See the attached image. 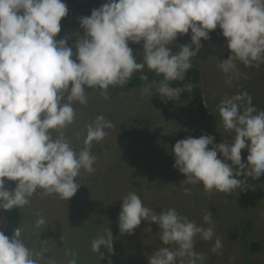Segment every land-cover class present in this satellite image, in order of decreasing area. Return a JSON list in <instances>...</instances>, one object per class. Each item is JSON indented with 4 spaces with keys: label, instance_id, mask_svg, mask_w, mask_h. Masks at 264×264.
Returning a JSON list of instances; mask_svg holds the SVG:
<instances>
[{
    "label": "clouds",
    "instance_id": "obj_1",
    "mask_svg": "<svg viewBox=\"0 0 264 264\" xmlns=\"http://www.w3.org/2000/svg\"><path fill=\"white\" fill-rule=\"evenodd\" d=\"M67 15L63 0H0V209L5 211L30 205L38 189L44 196L55 194L68 201L81 185L76 182L81 170L95 171L91 145L103 140L105 129L114 125L97 116L86 126L79 152L64 134L76 119L73 103H87L86 89H99L108 99L110 88L123 87L147 67L163 76L155 93L179 100L189 86L174 88L170 82L183 81L192 58L202 49L201 40H209L217 27L230 51L219 64L229 76L225 83H231L237 61L257 67L264 62V0H106L90 16L78 18L84 35H78L72 46L68 36L56 39ZM189 32L191 42L179 45L174 53L177 37ZM130 42H142V62L133 55ZM142 94L151 97V85ZM218 110L223 128L235 134L231 142L214 144L215 138L207 134L178 140L171 149L173 167L186 177L182 185L202 183L206 192L231 194L241 185V175H264V110L252 106L247 92L224 98ZM53 131L58 133L55 138ZM243 149L248 152L247 163L242 162ZM6 180L16 182L15 188L7 187ZM190 191L184 188L186 195ZM121 201L122 235L132 234L142 221L159 228L164 246L148 257V264H177L178 260L204 264L205 254L197 253L194 245L197 236L212 240L211 212L203 220L213 226L204 228L174 208L157 214L135 192ZM37 216L39 229L46 220ZM47 245L48 241L40 240L38 251L30 249L20 227L11 235L0 231V264H40ZM102 246L112 253L110 229L91 242L100 259ZM221 248L217 238L211 251ZM66 255L72 257L67 264H78L77 254L69 250ZM48 264L56 262L50 259Z\"/></svg>",
    "mask_w": 264,
    "mask_h": 264
},
{
    "label": "rangeland",
    "instance_id": "obj_2",
    "mask_svg": "<svg viewBox=\"0 0 264 264\" xmlns=\"http://www.w3.org/2000/svg\"><path fill=\"white\" fill-rule=\"evenodd\" d=\"M68 15L61 20V32L56 39L68 36V44H75L78 35H84L78 18L90 16L106 0H63ZM209 40H201L202 49L192 58V66L200 71V88L208 120L202 122L197 116L191 90L183 100H169L155 93L159 83L151 85L153 95L142 94L146 85L130 90H108L105 99L100 91H86L87 103H73L76 119L64 134L74 149L79 152L86 136V126L97 116H104L114 126L105 129L107 135L100 142H93L91 153L96 157L95 171L81 170L76 182L81 184L69 200L53 194L44 196L42 190L31 198V203L16 208L21 214L18 227L22 228V239L34 250H39L40 240L48 241V252L40 264L55 260L56 264H67L77 254L78 264H148V257L164 246L156 224L142 221L132 234H121L118 216L122 201L128 193L135 192L146 207L159 214L161 210L174 208L195 221L198 226L208 228L214 225L212 240L196 237L194 250L205 254L204 264H240L244 257L264 261V175L259 178L241 175V185L231 194L206 192L203 184L182 185L186 177L173 167L174 154L171 149L178 140L189 136L199 138L202 134L213 136L214 144L231 142L235 135L222 126L218 105L224 98L247 92L252 106L264 110V62L259 66H245L237 61L236 70L229 78L219 67L230 55L226 39L217 27L209 33ZM190 32L178 36L172 46L173 52L179 45L189 44ZM138 62L143 60L142 42L129 43ZM75 52V48H73ZM75 58V57H73ZM144 70H148L145 67ZM55 138L58 133L53 131ZM211 149L212 145L208 146ZM242 162L247 163V149L241 151ZM218 158H222L218 153ZM231 163V162H229ZM16 182L7 181L6 186L15 188ZM190 188L186 195L184 188ZM211 212L213 225L204 222L206 212ZM40 214L46 220L41 228L35 227ZM95 216V217H94ZM243 223L250 224L248 241L258 242L262 249L248 253L243 242L235 235ZM150 228L151 232L145 231ZM110 229L113 235V251L101 247L93 253L91 242L98 235ZM219 238L222 248L211 251ZM170 247H175L171 245ZM179 264V260L177 261ZM199 264V262H198Z\"/></svg>",
    "mask_w": 264,
    "mask_h": 264
},
{
    "label": "trees",
    "instance_id": "obj_3",
    "mask_svg": "<svg viewBox=\"0 0 264 264\" xmlns=\"http://www.w3.org/2000/svg\"><path fill=\"white\" fill-rule=\"evenodd\" d=\"M141 75H147L148 80L143 81L140 79ZM200 71L195 66H192L185 74L183 81H171V87H183V85H191L193 86L191 90V96L193 98V104L196 109L197 116L202 122H206L208 120L207 112L204 106V100L202 96V92L198 87L200 82ZM163 79V76H158L155 72L149 70H143L142 72L134 73L132 79L125 84L123 87H114L109 90H130L137 88L141 85L159 83ZM86 91H100L99 89H91L88 88ZM185 91L180 95L179 100H183L185 98ZM21 214L18 209L13 208L11 210L5 211L0 209V231H4L6 234L11 235L13 230L17 228L20 224ZM250 224L243 223L241 226V231L236 230L235 235L241 239L245 249L250 254H254L262 249V246L258 242L250 243L248 241ZM240 264H264V261L249 259L248 257H244Z\"/></svg>",
    "mask_w": 264,
    "mask_h": 264
},
{
    "label": "crops",
    "instance_id": "obj_4",
    "mask_svg": "<svg viewBox=\"0 0 264 264\" xmlns=\"http://www.w3.org/2000/svg\"><path fill=\"white\" fill-rule=\"evenodd\" d=\"M95 217V216H94Z\"/></svg>",
    "mask_w": 264,
    "mask_h": 264
}]
</instances>
